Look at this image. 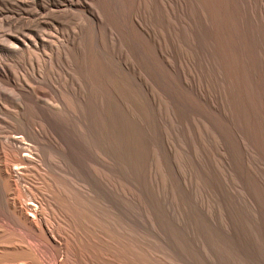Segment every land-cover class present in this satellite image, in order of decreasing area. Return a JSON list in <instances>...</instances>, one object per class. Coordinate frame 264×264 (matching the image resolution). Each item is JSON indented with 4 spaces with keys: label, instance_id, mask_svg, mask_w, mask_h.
I'll use <instances>...</instances> for the list:
<instances>
[{
    "label": "bare ground",
    "instance_id": "1",
    "mask_svg": "<svg viewBox=\"0 0 264 264\" xmlns=\"http://www.w3.org/2000/svg\"><path fill=\"white\" fill-rule=\"evenodd\" d=\"M18 1L24 6L40 0ZM91 1L90 6L86 9L92 11V16H88L89 19L85 20L76 14V11L80 10L77 0H47L49 5L38 7L34 21L29 20L28 12L19 14L26 16H19L20 23L18 25L15 24L16 22L10 23L6 17L0 20V24L11 29L17 27V31L24 34L21 39L5 37L0 52L12 58L20 57L29 62L34 60L31 52L38 48H45L50 52L52 61V59H60L63 55L61 51L69 48L77 60L76 67H78L79 73L76 78L81 82V84L72 85L70 83L72 79H68L69 74H67L65 76L68 80L56 78L55 85H53L54 80L48 77L43 78V75L40 74L42 79L39 78V80L27 75L19 80V84L7 83L6 79L14 78V73L12 67L0 60V264H99L100 262L92 261L83 248L87 245H93L99 260L105 259L103 254L108 252L110 247L119 246L129 253L135 254L134 250L141 251V255L138 256L156 258L164 263L163 255L156 256L152 254L151 249V252L148 249V245L151 244L148 242L149 240L145 239L147 237L174 250L172 247L174 245L168 238L169 228L165 222L157 214L148 213L150 210L148 212L138 211L134 207L135 195L142 198L148 196L143 186L131 182L130 186L133 191H124L121 188L119 182L121 177L120 152L116 138L124 121L128 120L130 123L135 121V112L133 113L131 103L129 105L123 103L117 88L112 86L113 84H123L134 87L135 80L139 79H137L139 74L135 69L137 67L131 62L132 60L128 62L123 60L120 54L114 53V45L119 41L118 33L131 49L133 44L129 45V28L134 29L144 42L148 41L150 44L153 41L156 43V53L161 58L160 53L163 51L159 49L162 45L157 42L158 34L155 36L157 41L153 40L155 33L153 35L154 29L151 26L152 32L148 25V27L144 25L141 18V22H135L136 14L132 12L130 18L121 17L120 14L124 7L127 8V11L132 8L133 0ZM173 1L175 6L181 5L178 0ZM193 1H191V5H193ZM199 1H201V7L198 5ZM199 1L197 6L201 11H197H199L200 19L198 15L196 17L201 20L199 22H202L200 29H202L201 35H203V40H200L201 43L198 46L199 50L196 51L198 55L195 54L198 56V58L196 57L198 62H196L199 67V79L196 85L191 86L189 81L188 83L185 81V74L182 75L184 69L180 66V70H183L182 74L179 72L182 85L179 86L183 87L182 90L186 89L189 93L194 92L196 95L198 107L195 111H198L199 108V116L195 113L196 117L200 119V128L196 129L201 130V136L209 137L208 128L212 132L210 137L213 136L211 139L217 149L218 163L215 165L208 163L207 165L213 175L215 174L217 177V182L220 185L219 191H223L224 196H231V193L226 189L223 174L224 171L230 170H233L235 174L236 172L242 173V175L240 174L241 181L247 186L249 185L248 187L257 189V193L255 192L257 197H254L255 203L253 204L251 201L249 204H252V207L255 205V211H258L255 214L261 222L264 239V0H256L252 9H248L244 0ZM3 2L4 0H0V4ZM152 3L156 9L155 15L158 16L156 19L153 18L154 21L158 22V18H160L158 24L160 25L162 20L164 26L168 19L166 17L168 15L170 17L173 12L168 14L169 5L162 3L161 0H153ZM194 4L196 5V2ZM95 5L101 8V12L95 9ZM236 6L243 12L242 21H239L237 17ZM214 9L223 10L227 22L225 19V23L222 24L214 23L216 24L214 25L213 22H210L208 17L214 13ZM215 12L217 13V11ZM219 12L218 15L221 16L222 12ZM166 14L168 15L166 16ZM151 17H154V14ZM46 21L58 26L60 30L61 26L67 29L61 35L62 41L57 42L55 35L52 34L43 39L31 30V23H34L35 27L49 28L50 25ZM109 21L118 32L113 41L109 37ZM69 25L71 26L69 27ZM87 26L91 27L92 39L98 45L105 46L103 39L104 37L107 39L106 46L109 47L113 57L119 61L126 76L130 78L129 82L119 79L113 70L103 62L100 54L92 49L91 53L94 54L97 62L91 59L90 63L93 64L91 72L81 71L79 66L84 65L87 52L84 36ZM170 27L168 31H166L168 27L166 30L163 29L169 33ZM161 28L162 26H160ZM168 38V40L171 39L170 36ZM149 46L147 48L150 50ZM165 47L169 49L167 45ZM165 47L162 46L163 49ZM173 48H170L171 51ZM134 51L131 50V52ZM136 51L138 52V50ZM151 53L154 54L153 49ZM41 54L43 53L41 52ZM63 58L65 59V56ZM169 59L172 60V58ZM146 60H148L147 57ZM174 61L170 62L174 64ZM157 67L158 70L161 66ZM165 72L163 70V73ZM160 74L158 73V75ZM172 75L171 77H173ZM141 78L146 80L143 76ZM188 80H190L189 77ZM146 81L148 82V80ZM209 81L212 84L211 93L208 91ZM67 83L71 86H68ZM167 84L169 85V80ZM146 85L147 89L148 85ZM146 94H144L145 97H147ZM149 94L152 95V93ZM165 94L167 93L164 91ZM151 95H149L150 98ZM189 105L191 107L192 103ZM180 108L182 109V107ZM158 109L156 108V111ZM188 109L185 110L188 111ZM190 110L189 112H192ZM180 175L176 173L177 177H174L176 180L178 179L179 188L181 187L183 191L187 186L185 179ZM167 197L165 196V199ZM218 197L220 196L218 195ZM226 198L225 200L222 198L224 201L221 200V204L225 207L231 206L238 212L248 200L247 198L244 203L243 200H239L240 198L232 199V201ZM146 202L148 203V201ZM186 202L188 203L187 200ZM149 207L151 209L150 205ZM212 207L199 200L191 201L183 209L163 203L169 220L167 223L171 230L183 234L204 263L220 264L219 254L211 245L212 238L225 242L229 240L236 242L245 238L250 249L255 250L253 240L246 231L247 216H229L230 214L225 213L223 215L214 209L215 206ZM44 251L49 254L50 259L48 256L47 258L44 256ZM172 253L174 254V252ZM241 256L243 255L241 254ZM142 263L144 262L142 261ZM171 263L169 262V264Z\"/></svg>",
    "mask_w": 264,
    "mask_h": 264
},
{
    "label": "rangeland",
    "instance_id": "2",
    "mask_svg": "<svg viewBox=\"0 0 264 264\" xmlns=\"http://www.w3.org/2000/svg\"><path fill=\"white\" fill-rule=\"evenodd\" d=\"M29 1H31V0H29ZM72 1H74V0H72ZM178 1H179V4H181L182 6L181 5H179V7L175 6V4L173 3L174 2L173 0H170V1L169 0H161L162 3L168 4L169 7L171 8L170 9L168 7V9L170 10L168 14H171V12H173L170 15V17H168L169 15L166 14V16L168 15L166 17V18H168V19H166L168 24L165 21L166 25L164 24V26H163L162 20H161V24L160 25L158 24V23H160V18H158V20H159L158 22L154 21L156 19L157 15H155V10H156L154 8L155 6H152V5H154L152 3L153 0H146V1L145 0H133V2H132L133 6L131 5L132 8H130V10H129L130 12L127 11L126 7H124L122 13L120 14L122 18H124L125 16H126L125 18H130L131 17L130 13L132 14V12H133V14H136V16L134 17L135 22H137V21L141 22V20H140V18H141L144 21V25L149 26L151 32H152L151 27L154 29L153 35H154V33H155V35L153 36V40H155V42L157 41L156 38L159 36V38H157L158 39L157 42L160 43V45H162L163 47H165V45H167L169 47V49L170 48L172 49L174 46V48H173L174 51L173 50L171 51V49H170L171 52L169 51V49L167 47H165L164 48L165 50H164L161 46L160 48L163 50H161V49H159V50L163 51L160 53L162 58L159 55H157L158 53H156L157 52L156 51L157 48L155 45L156 43H154L153 41L152 42L149 41L150 44L148 43V41L147 42L145 41L146 42L145 43L144 40L141 39L140 34L137 31H135L134 29L131 28L132 29L131 30L129 28V32H130V42H129L130 44L129 45L131 46L133 44V47L131 46V49L127 44L124 43L122 37L120 36L121 34L116 31L113 24H110V21H109L110 28L108 30L109 31V37H110V39H112V41L114 40L115 34L116 33L119 34V41L114 45V48H115L114 53L120 54L122 59L126 60L128 62H130L132 60L131 62L134 64V66L137 67V68H135L137 71V74H139V76H140V73H141L142 74L141 76H143L144 79L146 78V80H148V82H147L146 80H143V78H141V76L139 77L137 75L138 76L137 79L138 78L139 79L137 81L135 80V83L133 84L134 87H128V86L123 85V84L122 85L121 84L120 85L119 84H113L112 85L113 87L117 88V91H118L120 97L123 99V103H126L128 105L131 103L130 105L133 107V109H132L133 113L135 112L134 113L135 121L131 122V123L128 120L124 121L121 124L119 134L116 138V141L119 145V152H120L119 160H120V168H121V177H120L119 182H120L121 188L124 191L125 190L133 191V190H131V186H130L131 182L143 186V188L146 190V193L148 194V196H147V198H142L139 195H137L138 197L135 195L134 202H133L134 207H136L138 209V211L141 210V211L148 212L150 210L148 213L153 212V213L157 214V216L160 217L165 222V224L169 228L168 238L170 239V242L172 243V245H174V246H172L174 248V250H171L168 247L163 246L162 244H159L154 239H152V238L150 239V237L145 238V239L149 240L148 242H150V244H151V245H148V243H147L148 249L152 250V254H155L156 256L160 255L159 257H161L163 255L164 263H161L156 258L151 259V258L146 257V256H143V257L138 256V255H141V253H140L141 251H138V250L135 251L134 250L135 254L129 253V252L125 251V249H123L119 246H116V247L112 246L109 248L108 252L103 254V258H105L106 260L105 259L99 260L97 258L96 254H95V250L93 248V245L83 246V248L85 249L87 254L90 256L91 260L95 261V262H100L99 264H134V263H136V264H138V263L139 264H169V262L170 263L172 262L171 264H181V263L187 264L188 262L190 264H206L197 256L194 249L186 241L183 234H178V233H175L171 230L170 226L167 223L169 221L167 214L165 213L164 208H163V203H165L169 206H173V207L178 206L179 209H183V208H185V206H188V204L191 201H194V200L198 201L199 200L200 202L203 201L205 203H208V205H210L211 207L215 204L214 206L217 209L213 206L214 209L216 211L218 210L217 212L218 213L220 212L223 215H224V213L228 214V215L230 214L229 216L238 215L239 217H242L241 215H244V216H247V218H248V221L245 223L246 224V231H247L248 235L253 240L255 250L250 249L249 243L247 242V240L245 238H242L241 241H236V242L231 241V240L225 242V241H222L220 239L212 238L211 245L217 250V252L219 254L218 260L220 261V264H264V239H263V234L261 231V222L259 221L257 215L255 214V213H258L257 210H256L257 212L255 211V205H254V207H252V204L251 205L249 204V202H251V201L253 204L255 203L254 197H257V194H256L257 189L254 187L252 188L251 186H250L251 187V189H250V187H248L249 185L247 186V184H244L241 181L240 178H241L242 173L239 172V174H238L236 172V174H237L236 175L233 170L232 171L230 170V171H226V172L224 171L223 174L225 177L224 183L226 184V187H227L226 189H228V191L231 193L232 197L230 195L224 196L225 193L223 191L222 192L219 191L220 185L217 182L218 181L217 177L215 176V174L213 175V173L209 170V167L207 165L208 163H210L212 165H215L216 163H218V156H216L217 155V149L213 143V140L211 139L213 136L210 137L212 132H211L210 128H208V126H207V128L209 129V130L207 129L208 133L210 132L209 137L204 138L203 136H201V130L200 129L197 130L198 128H200V119H199V117H196V113H197V116H199V108H198V111H195V110H197L196 108L198 107L196 95L194 92L189 93V91L186 89L182 90L183 87L179 86V85H181L180 84L181 78H180L179 72H181V74H182L183 69L185 71L183 70L184 73L182 75L184 76V74H185L184 77L186 78V80L184 77H182V79H184L187 83L189 81L190 82L189 84L191 86L196 85V83L199 79L198 78L199 77V67L197 64L198 59H196V57L198 58V56H197L198 55L197 52L199 50L198 46L200 45L201 41L203 40L202 39L203 35H201L202 29H200V27L202 26V22H199L201 20H199L200 19L199 14H198L199 11H197V10H200L198 8H199V6L201 7V1L191 0V1H193L192 4L194 5V7H193V5L190 4L191 3L190 0H178ZM198 1L200 2V4H198L199 6H197V3H199ZM18 2H19L18 0H16V1L4 0V2L2 4H0V20L2 18L6 17L10 23L16 22L15 24L18 25L20 23L19 22V16H22L19 14H21L23 12L24 13L28 12V15H29L28 17L30 18L29 20L34 21L36 18L35 14L38 12V7L39 6L45 7L46 5H49L47 0H40L38 2H33V3L30 2L28 4H25L24 6H22ZM91 2H92L91 0H77V4L80 6V10L76 11V14H78L81 19H84V20L89 19L88 16H92V11L86 9L87 7L90 6ZM150 2H151V4H150ZM195 2H196V5L194 4ZM244 2H246L248 9H252L256 4V0H244ZM150 5H151V8H150ZM133 8L136 10L134 11ZM95 9L97 11L101 12V8L98 5H95ZM137 11H138V13L139 12L140 13L139 14L136 13ZM215 11H217V13ZM219 11L214 9V11H213L214 13L210 17H208L210 22H213V24L214 23H216V24L221 23L222 24V23H225V20L227 22V19H226L227 17H225L224 11L223 10H219ZM218 12L219 13L222 12L221 13L222 15L221 16L218 15ZM236 13H237V17H238L239 21H242L244 15H243V12L237 8V6H236ZM153 14H154V17H151V16H153ZM156 14H157V12H156ZM197 15H198L199 19L196 17ZM216 15L218 18L215 17ZM25 16L26 15H23L22 17H25ZM149 16H150V18H152L151 20H150V18L148 19ZM143 17H144V19H143ZM153 18H155V19H153ZM216 18H217V20L220 18L218 20L219 22L217 20L214 21V19H216ZM145 19H146V21H145ZM195 19H196V21H195ZM12 20H14V21H12ZM148 20H150L151 22L150 21L148 22ZM192 20L194 22H196L195 25H194V22ZM46 22L48 23V25H50L49 28L48 27H44V28L43 27H35L34 26L35 24L31 23L32 24L31 30L34 32V34L38 35L39 37H41L43 39H45L49 34H52V35H55V39L57 42L62 41L63 38L61 37V35L67 29L63 28L61 26V30H60L58 26L51 24L50 21H46ZM145 22H146V24H145ZM155 23H157L158 26ZM216 24H214V25H216ZM167 25H169V26H167ZM70 26L71 25H69V27ZM160 26H162V28H161L162 31L160 29ZM165 26H166V28H165ZM170 26H172V27H170ZM167 27H168V29H167ZM169 27H170L171 31H169V33H168L166 31L169 30ZM163 28L165 30L166 29L167 30L165 31ZM42 30L44 31V33ZM162 32H164V33H162ZM156 34H158V35L155 38ZM23 35L24 34L22 32L17 31V27L14 29H11L8 26L3 25L1 23L0 24V50H1V47L3 46L2 44H4V40L6 39L5 37H14L17 39H21V36H23ZM84 36H85V41L87 44V49H86L87 52H86V55L84 58V65L81 64L79 66L81 71L88 72V73L91 72V70L93 68L92 67L93 64L91 65V63H90L91 59L94 62H97L96 57L94 56L93 53H91V49H92V51H94V52L97 51L100 54L103 62L109 68H111L113 70V72L116 74V76L119 79L123 80L124 82H129L130 78H128L126 76L125 72L123 71V69L120 66L119 61L113 57V54L110 52L109 47L106 46L107 45V39L105 37L103 39L105 46L98 45L97 42L94 39H92L93 31H92L90 26L86 27ZM105 36H107L106 33H105ZM161 36H162V39H161ZM169 36L171 38L170 40H168ZM163 37H164V39H163ZM199 38H201V39H199ZM140 39L144 42L143 45H142L143 42ZM162 40L164 42H166V44H163L164 42ZM167 41H169V42H167ZM171 41H172V43H171ZM147 44H149L150 46ZM148 46L150 47L151 51L149 50V48H147ZM170 46H172V47H170ZM145 48L147 51L145 50ZM152 49H153L154 54H156V55L151 53ZM131 50L132 51L138 50V52L137 51L131 52ZM39 51H41L44 54V56ZM60 51H61V49H60ZM148 51L152 55H150V54L148 55ZM166 51H167V54H166ZM48 52L49 51L45 48H38V50L31 52L34 60L33 61L30 60L29 62L26 60H23L20 57H16V58L13 57L12 58V57L4 54L3 52H0V60L3 61L5 64L9 65L10 67H12V71L14 73V78L6 79V82L19 84L20 83L19 80L23 77H26L27 75L32 76L35 80H39V78L42 79L41 75H43V78L48 77L51 80H54L53 85H55V79L56 78H61V79H65V80H68L69 78H71L72 82H70V83L72 85L81 84V82L77 81V78H76L77 74L79 73V69H78V67H76L77 60H76L75 55L71 49L66 48L64 51L62 50L61 52L63 55L61 56V58L60 59L58 58L56 60L52 59V61L50 59L51 58L50 52L49 53ZM169 52L172 53L175 57L172 54H170ZM195 54H197V55H195ZM170 55H172L173 57ZM63 56H65V59L63 58ZM151 56H153V57H151ZM146 57L148 60H146ZM176 57H177V60H176ZM152 58H153V60H152ZM169 58H172V60H170ZM156 59H158V60H156ZM162 60H163V62H162ZM166 60H167V62H165ZM168 60H170L171 62H173V60H175L174 64ZM144 61H146V62H144ZM177 61L179 64L177 63ZM157 62L159 63V65ZM144 63H146V64H144ZM156 63H157V65H155ZM147 64H149L148 67H147ZM175 65H176V67H175ZM157 66H161L165 69H162L160 67L162 70L160 68L157 70V68H158ZM180 66L183 68L182 70H180L181 69ZM154 67L155 68L157 67V68L155 69ZM153 68H154V71H153ZM178 68L180 71L178 70ZM150 69H151L152 73H151ZM171 69H173V70H171ZM155 70H156V72H155ZM163 70H164V72L165 71L166 72L163 73ZM176 70H177V72H176ZM139 71H140V73H139ZM148 71H150V72H148ZM167 71H169V72L167 73ZM170 71H171V73H170ZM174 71H175V73H174ZM161 72L163 73V75H161L162 74ZM158 73L159 74L161 73V74L158 75ZM67 74H69L68 79L65 76ZM150 74H152V75H150ZM164 74L166 75V77ZM171 74H173L172 75L173 77H171ZM149 75H150V77H149ZM177 75H179V76L177 77ZM151 76H153V77H151ZM187 76L189 77L190 80H188ZM155 77H157V78H155ZM139 80L142 81L143 83L140 82ZM168 80H169V85L167 84ZM170 80H172V81H170ZM193 80H195V81H193ZM173 81H175V82L173 83ZM41 82H42V80H41ZM136 82H137V84H136ZM132 83H133V80H132ZM138 83H139V85H138ZM171 83L175 86H173ZM192 83H193V85H192ZM67 85L71 86L69 83H67ZM136 85H138V86H136ZM145 85L147 86L148 90L146 89ZM170 85H172V86L170 87ZM54 87H57V86H54ZM208 87H209L208 91L211 93L212 92V84L210 81L208 82ZM176 88H178V89H176ZM142 91H144V92H142ZM164 91L167 94L164 95ZM176 91H178V92H176ZM148 92L152 93V95L149 94ZM162 92H163V94H162ZM145 93H147L146 94L147 97H145V95H144ZM188 93H189V95H188ZM186 94L188 97L186 96ZM149 95H151V98ZM169 95L170 96L172 95L173 97L172 96L170 97ZM176 95H177V97L181 96L183 98V100H181L182 99L181 97L177 98ZM153 96L155 97V99ZM164 96H166V97H164ZM168 96H169V98H168ZM184 96L187 98H185ZM190 98L192 101L189 100ZM152 99H154L156 101L153 100L154 101L153 102ZM167 99H169V100H167ZM171 100H172V102H171ZM124 101H126V102H124ZM177 103H179V104H177ZM191 103H192L191 107L194 106V108L190 107L189 104H191ZM175 105H177V106H175ZM159 107L161 109H158ZM180 107H182L183 111ZM188 107H189V109H188ZM156 108L158 109L157 111H156ZM179 108L181 109L182 112H184L183 114ZM175 109L176 110L178 109V111H176ZM185 109H188V111H186ZM189 110L192 112H189ZM169 112H170V114H169ZM172 112H174V113L171 114ZM171 115H172V117H171ZM172 118H174V119H172ZM196 119L199 121H197ZM168 148H169V150H168ZM174 172L179 173V175L181 174L180 176H182L186 181L185 184H186L187 188L184 189L183 191H182L181 187H180L181 189L179 188L180 185H179L178 179L176 180L177 176H176V173H174ZM173 173H174V176H176V177L173 176ZM239 175H240V177H239ZM217 183H218V185H217ZM175 185L177 186V189H176ZM184 192L187 194H185ZM218 192H219V194H218ZM250 192H251V194H250ZM179 193H181V194H179ZM253 193H254V195H253ZM221 194H223L222 196H224V197H222ZM164 195L166 197L167 196L168 197L165 199ZM185 195H187V196H185ZM218 195L220 197H218ZM251 195L253 198L251 197ZM241 197H242V199H241ZM188 198H190V199H188ZM222 198L224 200H225V198L227 200L229 199V201H232V199H239L240 198L239 200L240 201L243 200L244 203H245L247 198H248V200L246 202L247 204L245 203V205L242 206L241 211L238 212V211H235L234 208L232 209L231 206H227L228 208L223 206V204H221L222 203L221 200H223ZM250 198H252V199L250 200ZM186 200L188 201V203L186 202ZM146 201H148V203ZM149 205L151 206V209H149L150 208ZM170 232H171V234H170ZM172 233H173V235H172ZM183 237H184V239H183ZM175 238H177V239H175ZM152 244H153V246H152ZM155 244L158 246H156ZM237 246H238V249L240 247H241V249L238 250ZM122 250H124L125 252H123ZM151 250H150V252H151ZM154 250H156V251H154ZM169 250L174 252V254ZM168 251H169V253H167V255H165L166 252H168ZM193 252H194V254H193ZM239 252L240 253L242 252L241 254L243 256H241V254ZM176 253H178V254H176ZM122 254H123V256H122ZM179 254H180V256H179ZM164 255L166 256V258ZM44 256L46 258L48 256V259L51 258L49 256V254L46 252L44 253ZM119 256H122V257H119ZM132 256H134V257H132ZM116 257H117V259H116ZM140 257H142V258H140ZM181 257L184 260L183 259L181 260ZM254 257H255V259H254ZM253 259H254V261H253ZM141 260L144 263H142ZM177 260L178 261L181 260L183 262H181V261L178 262Z\"/></svg>",
    "mask_w": 264,
    "mask_h": 264
}]
</instances>
